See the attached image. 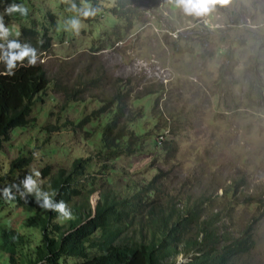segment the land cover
I'll return each mask as SVG.
<instances>
[{
	"label": "rangeland",
	"instance_id": "1",
	"mask_svg": "<svg viewBox=\"0 0 264 264\" xmlns=\"http://www.w3.org/2000/svg\"><path fill=\"white\" fill-rule=\"evenodd\" d=\"M26 1L30 16H5V26L16 36L22 25L34 24L39 37H50L51 45L41 52L50 84L40 92L32 119L11 130L0 149L3 174L13 159L31 158L2 188L49 166L38 182L51 191L52 177L60 171L67 175L74 159L89 158L85 176L75 184L80 194L68 206L82 205L86 212L88 200L93 211L101 192L128 201L144 193V200H156L167 212L208 196L203 216L218 211L219 222L235 234L254 224L251 264H264V216L254 221L256 200L264 198V0H230L200 17L185 14L171 0H130L126 19L113 13L117 0H103L102 14L85 21L79 36L57 31L73 15L61 0ZM93 78L98 85L86 83ZM55 80L69 93L80 89L65 108ZM119 88L129 91L127 111L145 114V131L132 154L104 156L99 127L86 118ZM33 152L40 153L38 159ZM0 213L2 228L24 236L16 247V264H21L42 229L24 225L33 212L22 202L4 201ZM53 222L62 231L70 227L69 221ZM6 239L0 236V264H9Z\"/></svg>",
	"mask_w": 264,
	"mask_h": 264
},
{
	"label": "trees",
	"instance_id": "2",
	"mask_svg": "<svg viewBox=\"0 0 264 264\" xmlns=\"http://www.w3.org/2000/svg\"><path fill=\"white\" fill-rule=\"evenodd\" d=\"M81 0H74L79 3ZM91 1V0H88ZM130 0H117L112 8L118 17L129 18L127 13L132 8L126 6ZM11 3L27 6L26 0H3L1 7ZM125 6V7H124ZM127 7V8H126ZM112 13V12H111ZM27 18L19 13L9 17ZM5 17V22L7 18ZM22 44L29 43L37 48L38 53L48 50L50 37L44 33L39 37L36 25H22L16 36ZM42 42V43H41ZM27 64V60L24 61ZM4 64H0V72ZM121 81V79H118ZM90 86L98 85V78L86 82ZM50 84V79L41 63L35 67H18L15 76L0 75V149L9 140V133L15 127L24 126L32 119V113L41 91ZM54 81V89L63 90L65 97L61 106L65 108L74 98L67 88ZM163 84L157 90L154 103L164 92ZM129 91L119 88L107 103L95 109L92 116L86 118L97 123L96 135L100 137L104 156H118L120 152L132 154L145 131L143 118L145 114L127 111ZM151 92H148L150 94ZM76 100V99H75ZM135 100H139L135 98ZM150 101V100H148ZM95 117V119H93ZM85 119V118H84ZM83 121H80L82 124ZM162 134H159V136ZM150 136L152 134L150 133ZM158 136V137H159ZM174 154V153H172ZM89 158L78 157L73 160L72 168L67 175L61 171L51 178V191L57 193L54 199L66 203L73 195H79L80 189L75 186L78 177H84ZM30 156H19L10 162V172L0 173V188L8 182L10 174L29 165ZM49 166L41 168V174H47ZM152 184V181H151ZM93 193L90 190L88 198ZM228 193L225 188L224 194ZM144 193L135 195L132 200L115 199L101 192L95 209L92 211L87 200L88 210L83 206H68L74 219L69 220L70 227L62 231L59 224L53 222L57 213L47 212L38 207L33 196L22 200L32 214L24 220V225L38 226L42 237L31 254H24L21 264H251L256 245L254 224L248 223L235 234L220 221L219 212L203 216L207 208L205 202L209 197L200 196L197 200L186 203L181 210L170 208L165 211L156 200L143 199ZM6 201L0 196V206ZM257 215L254 221L264 216V198L257 199ZM174 213H177L173 216ZM1 214V213H0ZM0 236L7 237L5 249L9 252V264H16L17 246L24 241L23 234L15 229L2 228ZM182 254L184 260L176 257Z\"/></svg>",
	"mask_w": 264,
	"mask_h": 264
},
{
	"label": "clouds",
	"instance_id": "3",
	"mask_svg": "<svg viewBox=\"0 0 264 264\" xmlns=\"http://www.w3.org/2000/svg\"><path fill=\"white\" fill-rule=\"evenodd\" d=\"M61 2L67 5L65 11L73 15L65 19L61 25H58L57 31L71 33L74 36H79L82 29L86 28L85 21L95 20L97 16L102 14L104 8L103 0H97L95 5L89 3L88 0H81L79 6L74 0H61ZM171 2L176 7L182 8L185 14L200 17L209 14L215 5H225L230 0H171ZM14 13L27 16L29 9L23 4L11 3L4 7L3 14L0 15V41L5 42L0 43V62L4 64V70L0 72V75L8 77L15 76L18 67H35L38 61L41 64L45 62L41 58L43 53H38L37 48L31 46V44H22L18 39H9L12 32L9 27L5 26L4 17L11 16ZM25 60H27L26 65L24 64ZM160 137L163 136L160 135ZM33 156L38 159L40 153L33 152ZM40 176L39 171H29L19 184L12 183L0 188V196L6 201L15 200L17 196L26 201L28 196H33L39 208L47 212L57 213L59 221L72 220L74 218L73 213L67 203L63 200H55L54 196L57 193H49L41 188L38 182Z\"/></svg>",
	"mask_w": 264,
	"mask_h": 264
}]
</instances>
